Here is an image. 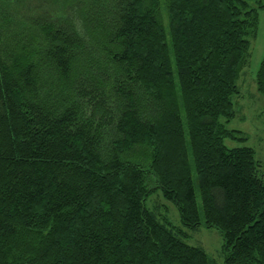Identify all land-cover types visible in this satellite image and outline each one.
Wrapping results in <instances>:
<instances>
[{
    "label": "trees",
    "instance_id": "obj_1",
    "mask_svg": "<svg viewBox=\"0 0 264 264\" xmlns=\"http://www.w3.org/2000/svg\"><path fill=\"white\" fill-rule=\"evenodd\" d=\"M262 8L0 0V264H214L202 226L223 264H264L263 165L225 142Z\"/></svg>",
    "mask_w": 264,
    "mask_h": 264
},
{
    "label": "rangeland",
    "instance_id": "obj_2",
    "mask_svg": "<svg viewBox=\"0 0 264 264\" xmlns=\"http://www.w3.org/2000/svg\"><path fill=\"white\" fill-rule=\"evenodd\" d=\"M264 59V8L259 12V25L254 38H251V55L249 64L245 67L239 81L240 93L234 96L236 116L227 125L230 129H238L246 137L245 141L227 139L229 148L249 146L256 151V158L262 163L264 172V94L260 93L256 84V75ZM193 165V179L198 207L201 217L204 216L202 198L199 191L197 175ZM147 206L161 217L168 216L172 225L181 226V216L177 206L163 197L160 190L155 191L147 200ZM191 234L187 241L193 245H204L214 264H223L222 233L215 228L204 226L197 230H189Z\"/></svg>",
    "mask_w": 264,
    "mask_h": 264
},
{
    "label": "crops",
    "instance_id": "obj_3",
    "mask_svg": "<svg viewBox=\"0 0 264 264\" xmlns=\"http://www.w3.org/2000/svg\"><path fill=\"white\" fill-rule=\"evenodd\" d=\"M200 246L204 247V248H205V250H206V247H205L204 245H200Z\"/></svg>",
    "mask_w": 264,
    "mask_h": 264
}]
</instances>
